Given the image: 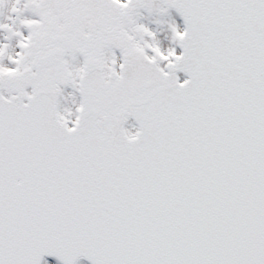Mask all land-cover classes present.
<instances>
[{
    "label": "snow or ice",
    "instance_id": "obj_1",
    "mask_svg": "<svg viewBox=\"0 0 264 264\" xmlns=\"http://www.w3.org/2000/svg\"><path fill=\"white\" fill-rule=\"evenodd\" d=\"M45 256L264 264V0H0V264Z\"/></svg>",
    "mask_w": 264,
    "mask_h": 264
},
{
    "label": "rangeland",
    "instance_id": "obj_2",
    "mask_svg": "<svg viewBox=\"0 0 264 264\" xmlns=\"http://www.w3.org/2000/svg\"><path fill=\"white\" fill-rule=\"evenodd\" d=\"M172 16L176 19V21L178 22V20H177V16L173 13L172 14ZM161 35V38H162V46L166 49V48H168L169 46H173L172 44H171V41H170V39H167V38H165V34L164 33H161L160 34ZM175 47H176V50H177V52H178V47H177V45H175ZM127 128H129V130H131V131H135L136 130V127L134 126V124H132V123H129V124H127V126H126ZM51 264V263H50Z\"/></svg>",
    "mask_w": 264,
    "mask_h": 264
},
{
    "label": "water",
    "instance_id": "obj_3",
    "mask_svg": "<svg viewBox=\"0 0 264 264\" xmlns=\"http://www.w3.org/2000/svg\"><path fill=\"white\" fill-rule=\"evenodd\" d=\"M174 10V9H173ZM175 11V10H174ZM181 18V17H180ZM181 22H182V26H183V21H182V18H181ZM181 51V49L179 48V52ZM179 74H181L184 78L181 80V81H183L184 79H186L187 77H186V74L184 73V72H178L177 73V75H179ZM129 119L130 120H133L135 123H136V125H137V127H138V124H137V122L135 121V119L133 118V117H129ZM45 258H53V257H49V256H45L44 258H43V260L45 259ZM86 263H88V264H91V262L87 259V258H85V257H81Z\"/></svg>",
    "mask_w": 264,
    "mask_h": 264
},
{
    "label": "flooded vegetation",
    "instance_id": "obj_4",
    "mask_svg": "<svg viewBox=\"0 0 264 264\" xmlns=\"http://www.w3.org/2000/svg\"><path fill=\"white\" fill-rule=\"evenodd\" d=\"M152 27H155V25H152Z\"/></svg>",
    "mask_w": 264,
    "mask_h": 264
},
{
    "label": "bare ground",
    "instance_id": "obj_5",
    "mask_svg": "<svg viewBox=\"0 0 264 264\" xmlns=\"http://www.w3.org/2000/svg\"><path fill=\"white\" fill-rule=\"evenodd\" d=\"M54 264H57L56 262Z\"/></svg>",
    "mask_w": 264,
    "mask_h": 264
}]
</instances>
